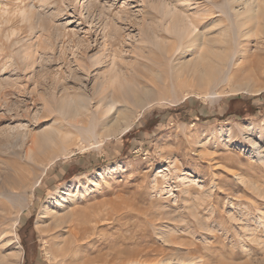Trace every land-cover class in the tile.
I'll return each instance as SVG.
<instances>
[{
	"label": "rangeland",
	"instance_id": "374dc122",
	"mask_svg": "<svg viewBox=\"0 0 264 264\" xmlns=\"http://www.w3.org/2000/svg\"><path fill=\"white\" fill-rule=\"evenodd\" d=\"M223 1L0 0L2 252L19 246L17 264H264V25L242 38L247 63L204 82L178 74L191 53L159 12L164 3L196 34L231 37ZM112 54L146 91L128 132L106 134L124 115H100L90 134L78 129L86 117L74 127L48 110L53 97L90 95ZM48 127L57 134L38 142Z\"/></svg>",
	"mask_w": 264,
	"mask_h": 264
},
{
	"label": "bare ground",
	"instance_id": "6f19581e",
	"mask_svg": "<svg viewBox=\"0 0 264 264\" xmlns=\"http://www.w3.org/2000/svg\"><path fill=\"white\" fill-rule=\"evenodd\" d=\"M163 4L164 3H162V5L160 4L161 7L159 6V12L162 13L163 16L167 19V24H168L167 28L177 36L178 40L186 39V43L184 46L181 47V45H179L177 47L179 48V50H181L182 48V52H181L182 55L191 53L188 59H183L180 63L175 65L177 72L180 76L187 74L190 78L194 76L195 80L198 79L199 81H204V82L209 81L210 79H213V77H215L216 74L222 72L226 67L243 66L245 63H247L248 58L250 59V57H252V55H248L247 50L244 48L243 39L247 40L248 38H250L253 30L259 31L261 25H264V0H224L221 7L223 9L221 11L223 15L227 16L230 22L232 28V36L229 37L227 30H223L221 31L222 33L219 35L221 37H216V38H208L204 35L200 36L198 33L196 34L194 31L195 30L194 23L192 22V19L189 18L188 15L186 16L182 13L179 14L178 12L180 11L177 12L176 10L178 8L174 9L169 5L168 6L170 8H168L166 5ZM158 38L159 36L157 35L153 36L151 40L149 39L150 43L155 47L160 48L161 51L168 52L166 45H164L161 39L159 38L160 39L159 40ZM230 41L232 47L231 48L225 47ZM104 46L105 44L103 45V47ZM106 49L107 46L104 50ZM108 49H111V46ZM104 50L98 51L96 55L92 57L91 59L92 65L100 66V64H102V60H103L102 58L104 57L106 58L104 54ZM119 50H121V48ZM109 53L110 52H108V54ZM105 58L104 60L107 59ZM109 59H110L109 61L110 63L108 62L107 66L106 67L104 66L106 70L98 74L97 79L93 84L92 93H91L92 95L90 94L91 96L85 94H79L75 96H69L67 94H63L59 98L53 97L52 99L47 100L45 102L47 104L48 110L52 113L58 114L59 116L63 117V119L65 120H72V121L74 120L75 122L77 121L76 119L79 116L81 117L84 116V118L86 117L87 120L86 126H81L80 128L78 127V129L79 130L85 129L90 134H93L100 115L105 116V118L108 116V119L105 120L106 124L108 123L116 124L115 120L120 115L121 116L124 115L123 122L119 125H116L115 126L116 128L112 131H110V129L108 128L107 129L108 133L106 134L107 136L123 135L126 132H128L132 126V123L135 120L133 115L129 114L130 116H127L129 105L131 104H133L134 106L141 105V103L143 102L142 101L143 99L141 100L142 97L141 94H146V91L145 89H143L141 92L140 90L138 91V88H136L137 92H139L138 94H136L135 91L133 90V88L136 85L128 79L127 77L128 75L125 74L123 68L117 63V60L119 58L117 59L115 55L112 54V57L108 58V60ZM119 60L121 61V59ZM104 62L106 63V61ZM120 64L124 65V63H120ZM92 103L94 104L92 105ZM77 122L75 123L74 127L78 126L79 123ZM55 134H57L56 130L48 127L47 131L43 133V135L41 136L38 142H50L52 140V136ZM68 135L65 136L63 135V136L64 138H67ZM73 196H74L73 193L71 192L67 193V199H71ZM60 198H61V202L58 203L57 205L58 209L62 206V203L66 202L67 200L62 197ZM76 213L77 212L73 209L69 212L64 211L62 212V215L59 217V219L57 218L54 221L56 223L54 224L56 226H60L68 216L73 217L76 215ZM47 214H51V213L45 207L37 219V226H39L42 223L41 219L43 220V218ZM83 214H85V212ZM67 228L69 227L67 226ZM77 229L78 228H76V230ZM83 231H86L85 227L82 228L81 232L83 233ZM70 234L74 242L78 240L79 232L78 235H76V232L75 233L70 232ZM64 249H66L65 245L64 244L60 245L58 249V253L57 252L56 253L60 254V256L61 255L63 256L66 252ZM0 251H1L0 264H17V261L21 253L19 246H16L10 253L2 252V250Z\"/></svg>",
	"mask_w": 264,
	"mask_h": 264
},
{
	"label": "trees",
	"instance_id": "16d2710c",
	"mask_svg": "<svg viewBox=\"0 0 264 264\" xmlns=\"http://www.w3.org/2000/svg\"><path fill=\"white\" fill-rule=\"evenodd\" d=\"M240 103H244V102L240 101Z\"/></svg>",
	"mask_w": 264,
	"mask_h": 264
}]
</instances>
